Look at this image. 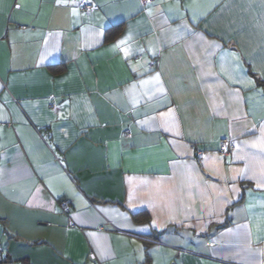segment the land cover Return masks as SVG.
<instances>
[{
  "label": "crops",
  "instance_id": "crops-1",
  "mask_svg": "<svg viewBox=\"0 0 264 264\" xmlns=\"http://www.w3.org/2000/svg\"><path fill=\"white\" fill-rule=\"evenodd\" d=\"M0 244L264 264V0H0Z\"/></svg>",
  "mask_w": 264,
  "mask_h": 264
},
{
  "label": "built area",
  "instance_id": "built-area-1",
  "mask_svg": "<svg viewBox=\"0 0 264 264\" xmlns=\"http://www.w3.org/2000/svg\"><path fill=\"white\" fill-rule=\"evenodd\" d=\"M153 0H143L144 3H151ZM81 6L84 10H91L94 6L90 2L83 1L81 3ZM26 26H23L25 28ZM53 108H56V103H53L51 105ZM234 147V142L227 137H223L220 140V152L224 155L230 154L232 151V148ZM198 156L201 157L203 154V151L198 150ZM60 207L62 208L63 211L68 212L70 209V200L67 198H63L62 200L59 201ZM4 260V255H3V249L0 244V262Z\"/></svg>",
  "mask_w": 264,
  "mask_h": 264
},
{
  "label": "snow or ice",
  "instance_id": "snow-or-ice-1",
  "mask_svg": "<svg viewBox=\"0 0 264 264\" xmlns=\"http://www.w3.org/2000/svg\"><path fill=\"white\" fill-rule=\"evenodd\" d=\"M122 43H124V41L123 40H120V41L117 42V45H114V47L115 46H118L119 44H122Z\"/></svg>",
  "mask_w": 264,
  "mask_h": 264
},
{
  "label": "trees",
  "instance_id": "trees-1",
  "mask_svg": "<svg viewBox=\"0 0 264 264\" xmlns=\"http://www.w3.org/2000/svg\"><path fill=\"white\" fill-rule=\"evenodd\" d=\"M113 38V35L110 33L109 35H108V39H112Z\"/></svg>",
  "mask_w": 264,
  "mask_h": 264
}]
</instances>
